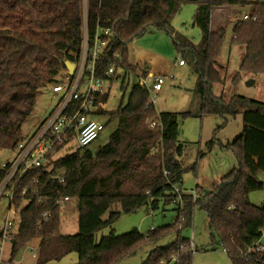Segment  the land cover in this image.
<instances>
[{
	"label": "trees",
	"instance_id": "obj_1",
	"mask_svg": "<svg viewBox=\"0 0 264 264\" xmlns=\"http://www.w3.org/2000/svg\"><path fill=\"white\" fill-rule=\"evenodd\" d=\"M86 1L91 38L97 28L110 29L113 34L105 58L97 60V77L107 79V58L115 52L120 53L124 69L135 74L138 69L129 63V45L148 33L165 32L197 75L199 109L157 115L147 91L137 84L124 107L111 114L98 110V116L118 123L106 145L95 154L88 148L77 149L51 161L53 153L64 147L58 146L45 168L29 172L17 183L12 205L17 210L24 200L28 204L19 211V229L11 240L13 254L38 238L37 264L60 261L72 253L78 254L77 264H119L142 248L175 234L169 246L156 247L142 264H192V242L181 232L191 227L194 208L199 206L209 217L213 247H222L233 264H264V249H259L264 205L256 206L249 200L243 136L222 146L234 153L237 166L210 190L197 193L195 201L191 193L182 192L179 203H174L179 196L173 193L186 173L180 164L185 150L179 140L180 115H219L226 122L245 110L264 112V102L240 95L225 101L212 94V86L222 80L218 59L225 30L210 27L213 8L237 7L240 13L248 8L250 19L241 17L233 27L231 44L244 50L233 82L237 83L242 74H264V1ZM190 3L196 5L192 25L202 32L198 44L176 32L171 24L180 9ZM83 18L82 0H0V134L6 136L3 148L9 156L26 138L22 124L12 120L13 111L20 102L33 106L43 89L58 84L67 71L65 62L76 61L82 45ZM110 81L113 83L114 77ZM108 100L109 93L96 99ZM151 122L157 124L155 128L150 127ZM212 145L209 143V147ZM1 163L0 184L6 175ZM101 164L105 169L102 174L96 170ZM60 171L62 182L52 177ZM24 189L26 195L22 194ZM64 197L77 203L79 232L73 236L60 232L63 209L58 201ZM160 204L176 206L173 224L152 229L146 235L137 229L120 235L111 233L96 243L95 235L111 226L121 212L132 213L142 207L156 210ZM117 205L121 207L119 212L112 210ZM107 213L109 217L104 220Z\"/></svg>",
	"mask_w": 264,
	"mask_h": 264
},
{
	"label": "rangeland",
	"instance_id": "obj_2",
	"mask_svg": "<svg viewBox=\"0 0 264 264\" xmlns=\"http://www.w3.org/2000/svg\"><path fill=\"white\" fill-rule=\"evenodd\" d=\"M257 1V0H250ZM264 1V0H261ZM87 1L82 0L83 17L87 15ZM196 10L194 3L184 5L173 17L171 24L176 32L185 35L194 44L201 40L202 32L198 27L192 25V19ZM233 10L238 12L234 15ZM248 10V8L246 9ZM244 10H242L243 12ZM240 8L223 7L222 10H214L211 16V27L213 30L223 28L225 30L224 40L218 59V69L221 72L222 80L212 86L211 92L216 97H221L229 101L236 95L244 96L248 99L264 102V74L253 76L242 74L237 83L233 82L234 77L239 72L243 48L231 44L233 27L241 15ZM225 15V19H221ZM129 53L135 49L136 53L150 55L151 63H160L161 69L167 72L170 77L166 81L163 92L156 96L154 105L157 115L161 113H185L198 111L199 98L195 94L197 75L192 64L177 51L173 40L165 32L154 31L134 40L128 47ZM149 57V58H151ZM183 60L184 66L178 62ZM150 63V62H149ZM150 63V65H151ZM150 65L146 66L150 68ZM114 84L105 85L109 93V100L106 104V113H115L120 107H124L129 100L132 89L138 84L136 74L129 75L124 82L123 73L120 72ZM53 86H48L42 90V94L35 100V104L30 106L27 102H20L13 111L11 117L16 123L22 124L23 134L29 136L39 123L53 110L57 103V98L52 91ZM26 112L27 114H23ZM244 115V117L242 116ZM241 116L228 117L225 122L219 115H207L199 113L192 116L178 117L179 140L185 146L183 160L190 167L183 175V189L188 191L199 188L198 194L208 191L213 183L219 181L224 175L237 166V160L231 150L222 146L232 143L239 136L247 138L246 143V189L249 191V200L256 206L264 205V165L258 168V154L263 155L264 151V112L248 111L242 112ZM246 115V119H245ZM247 115H250L247 117ZM96 120L106 125L105 130L100 134L88 149L93 153L106 145L110 136L117 129V121L109 122V117L99 116ZM6 136L0 134V161L9 158L5 153L3 145ZM213 145L209 147V143ZM261 143V144H260ZM263 143V145H262ZM70 150L64 149L57 153L54 159H58L68 154ZM264 156V155H263ZM261 163L263 161L259 159ZM96 170L100 174L105 172L104 165H99ZM62 171L58 172L61 175ZM204 189V190H202ZM28 200H24L19 209L10 205L8 198H0V229L7 219L14 223V231H18L20 225L19 211L26 207ZM76 200H70L63 206V215L60 218V232L64 235H76L79 232L78 213L76 211ZM120 205L114 206L112 210L121 211ZM175 205H167L153 210L151 207H142L136 212H121L116 221L109 227L99 231L95 235L96 243L103 237L111 233L116 235L130 232L137 229L146 235L152 229H157L175 222L177 212ZM109 213L104 216L108 219ZM209 217L199 207L196 206L193 212L191 227L184 229L181 235L190 239L193 246L192 264H233L229 256L222 247H213L209 233ZM176 235H170L159 241L156 245L146 246L139 250L134 256L127 258L119 264H142L156 247H167L175 239ZM39 239L30 240L22 250L21 259L17 261V255L13 254L12 242L4 243L0 240V264H37ZM264 249V234L260 240ZM78 254L72 253L60 261H51L46 264H77Z\"/></svg>",
	"mask_w": 264,
	"mask_h": 264
},
{
	"label": "built area",
	"instance_id": "obj_3",
	"mask_svg": "<svg viewBox=\"0 0 264 264\" xmlns=\"http://www.w3.org/2000/svg\"><path fill=\"white\" fill-rule=\"evenodd\" d=\"M249 19L248 15L243 16V20L248 21ZM252 20L255 21L256 18L254 17ZM112 38L113 34L110 29L101 30L99 28L91 38L87 15L83 18L82 45L76 61L73 62V73L69 74L66 71L60 77L58 84L53 85L52 88L57 98L55 107L29 136L19 142L14 153L1 163L6 175L0 184V198L3 196L8 198L11 206H13L17 183L29 172L45 168L50 163L49 155L58 146H64L61 151L68 149L70 152L88 148L105 130L106 125L96 120L95 117H99L98 110L105 111L107 102H97L96 99L108 94L105 85L109 82L112 84L111 78L114 77L115 81L119 73L122 72L125 82L131 75L124 69L120 53L115 52L107 58L108 67L105 71L107 79L96 76L97 60L105 58V49L111 43ZM178 64L183 66L185 63L180 60ZM135 74L140 87L147 91L150 103L155 105L156 96L162 92L170 77L145 68L138 70ZM156 125L155 122L150 123L151 128H155ZM56 154L57 152L53 153L51 161L55 160ZM165 175L168 173L166 172ZM52 177L63 181L61 175L57 174ZM26 191L24 189L22 194L26 195ZM182 192L181 186L173 188V193L179 196L177 202L174 201V203L180 202ZM190 193L195 201L198 197L196 190ZM68 202L70 199L64 197L58 201V204L63 208ZM261 230L264 234V225ZM16 235L14 223L7 217L0 229V240L2 243L11 241ZM259 249L263 250V247L259 246ZM250 251L251 249L248 250V253Z\"/></svg>",
	"mask_w": 264,
	"mask_h": 264
},
{
	"label": "crops",
	"instance_id": "obj_4",
	"mask_svg": "<svg viewBox=\"0 0 264 264\" xmlns=\"http://www.w3.org/2000/svg\"><path fill=\"white\" fill-rule=\"evenodd\" d=\"M258 1V0H257ZM260 1V0H259ZM222 8L223 7H215V8H213L212 9V13H211V16L213 15V12H214V10H222ZM234 8H236V7H234ZM232 13H234V15H237L238 14V12L236 11V10H233V12ZM242 14L241 15H243L244 13H246V14H249V12H248V10H246V9H244V11L243 12H241ZM221 19H225V15H221ZM237 22V21H236ZM210 27H211V25H210ZM211 29H212V27H211ZM213 30V29H212ZM149 57H151L150 55H142V54H140V53H136V51H135V49H133L132 50V54H131V50H130V53H129V63L131 64V66H133V67H136L138 70H141V69H143V68H145V69H148V70H150V71H153V72H155V73H157V74H160V75H167V72H164L160 67H161V64L160 63H151V60H152V57L151 58H149ZM243 57V56H242ZM151 63V65H150V63ZM148 64L150 65V68H147L146 66H148ZM185 65V64H184ZM183 65V66H184ZM114 83H112V85H113ZM166 85V84H165ZM165 87V86H164ZM163 90H164V88H163ZM163 90H162V92H163ZM242 115V113H240V114H238L237 116H241ZM243 117H244V115H242ZM248 116H250V115H247V117ZM245 119H246V115H245ZM241 136H243V135H241ZM244 137V140H245V147H246V143H247V138H246V136H243ZM261 144V143H260ZM262 145H263V143H262ZM264 152V151H263ZM263 155H264V153H263ZM262 154H258V156H257V160H258V163H256V165H257V167L259 168H262L263 167V163H261L260 161H259V159H261L262 161H263V158H264V156H263ZM183 157V156H182ZM246 157H249V156H247V154H246ZM182 160H183V158H181ZM180 159V164H181V167L184 169V170H186V173L188 172V170H189V166L187 165V163L186 162H184V161H182ZM218 182V181H217ZM216 183V182H215ZM215 183H213V184H215ZM212 184V185H213ZM182 185H183V183H182ZM181 185V188H182V191L183 192H185V193H189L188 191H186V190H184L183 189V186ZM212 185L209 187V188H207V189H211V187H212ZM202 190H204V189H202ZM191 192V191H190ZM259 245H261L260 244V242H259ZM192 246H193V244H192ZM262 246V245H261Z\"/></svg>",
	"mask_w": 264,
	"mask_h": 264
},
{
	"label": "water",
	"instance_id": "obj_5",
	"mask_svg": "<svg viewBox=\"0 0 264 264\" xmlns=\"http://www.w3.org/2000/svg\"><path fill=\"white\" fill-rule=\"evenodd\" d=\"M65 66H66L68 73L72 74L73 70H74V63L67 61V62H65ZM21 255H22V251H19L18 255H17V261H19L21 259Z\"/></svg>",
	"mask_w": 264,
	"mask_h": 264
}]
</instances>
